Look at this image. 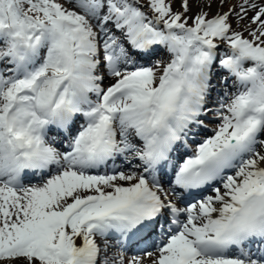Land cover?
Masks as SVG:
<instances>
[{"label":"snow or ice","instance_id":"1","mask_svg":"<svg viewBox=\"0 0 264 264\" xmlns=\"http://www.w3.org/2000/svg\"><path fill=\"white\" fill-rule=\"evenodd\" d=\"M0 264H264V0H0Z\"/></svg>","mask_w":264,"mask_h":264},{"label":"rangeland","instance_id":"2","mask_svg":"<svg viewBox=\"0 0 264 264\" xmlns=\"http://www.w3.org/2000/svg\"><path fill=\"white\" fill-rule=\"evenodd\" d=\"M215 11V5L213 6V12Z\"/></svg>","mask_w":264,"mask_h":264}]
</instances>
